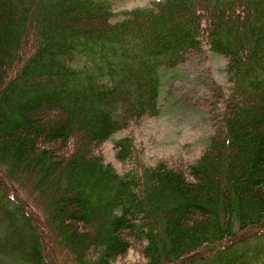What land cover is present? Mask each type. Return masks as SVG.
Returning <instances> with one entry per match:
<instances>
[{"label":"trees","instance_id":"obj_1","mask_svg":"<svg viewBox=\"0 0 264 264\" xmlns=\"http://www.w3.org/2000/svg\"><path fill=\"white\" fill-rule=\"evenodd\" d=\"M122 1L0 0V264H55L52 247L71 264L132 245L146 264L264 254V0H162L116 19ZM203 47L227 62L222 130L179 166L115 140L132 166L116 171L99 147L157 116L160 68Z\"/></svg>","mask_w":264,"mask_h":264},{"label":"rangeland","instance_id":"obj_2","mask_svg":"<svg viewBox=\"0 0 264 264\" xmlns=\"http://www.w3.org/2000/svg\"><path fill=\"white\" fill-rule=\"evenodd\" d=\"M156 1L159 0H130L120 9L149 6ZM226 63L224 57L203 47L201 51L188 53L176 67L162 69L159 114L128 122L125 129L99 147L103 159L118 172L129 170L131 164L117 160L114 143L115 140L129 138L139 155L137 161L143 162L145 166L160 161L171 166L196 161L210 138L222 130L224 102L230 89L225 72ZM21 197L28 203L27 198ZM35 209L30 208L34 217L42 222L39 210ZM253 250L250 248L247 252L235 254L229 264H240L242 254H256L253 259H244L246 264H254L264 258L262 251ZM46 254L55 264H71L54 247L47 249ZM146 263L142 246L132 245L112 264Z\"/></svg>","mask_w":264,"mask_h":264}]
</instances>
